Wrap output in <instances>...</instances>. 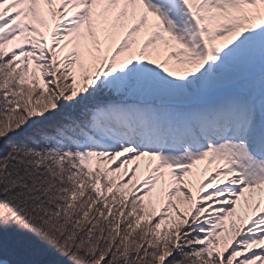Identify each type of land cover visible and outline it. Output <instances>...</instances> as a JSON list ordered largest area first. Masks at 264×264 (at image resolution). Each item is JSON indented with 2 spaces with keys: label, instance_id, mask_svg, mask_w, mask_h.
Instances as JSON below:
<instances>
[{
  "label": "snow or ice",
  "instance_id": "snow-or-ice-1",
  "mask_svg": "<svg viewBox=\"0 0 264 264\" xmlns=\"http://www.w3.org/2000/svg\"><path fill=\"white\" fill-rule=\"evenodd\" d=\"M0 264H264V0H0Z\"/></svg>",
  "mask_w": 264,
  "mask_h": 264
}]
</instances>
